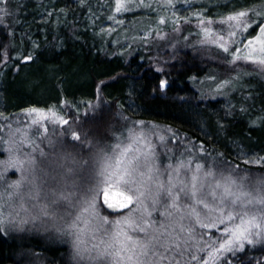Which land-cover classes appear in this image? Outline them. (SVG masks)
<instances>
[{
    "label": "rangeland",
    "instance_id": "374dc122",
    "mask_svg": "<svg viewBox=\"0 0 264 264\" xmlns=\"http://www.w3.org/2000/svg\"><path fill=\"white\" fill-rule=\"evenodd\" d=\"M113 9L106 28L127 23L113 34V52L139 50L162 69L157 57L177 45L202 54L215 49L223 55L220 62L252 73L244 66L249 62L264 78L263 2L114 0ZM216 81H202L199 96L226 97L233 89L228 79ZM68 111L61 100L6 118L0 156L4 232L39 233L67 245L76 264H214L245 243L264 240V176L248 181L216 170L174 129L152 121L125 120L100 144L72 128ZM111 185L134 197L128 210L114 216L102 211L99 199Z\"/></svg>",
    "mask_w": 264,
    "mask_h": 264
},
{
    "label": "trees",
    "instance_id": "16d2710c",
    "mask_svg": "<svg viewBox=\"0 0 264 264\" xmlns=\"http://www.w3.org/2000/svg\"><path fill=\"white\" fill-rule=\"evenodd\" d=\"M113 6L114 0H0V156L9 115L63 100L72 128L100 144L125 120L152 121L174 129L216 170L248 181L264 176V78L249 62L244 66L252 73L220 62L215 49L202 54L177 45L157 57L162 69L139 50L113 52V34L127 24L106 28ZM216 79H228L230 93L200 97L199 84ZM100 207L111 216L125 211ZM69 255L67 245L39 233L4 232L0 220V264H76ZM214 264H264V240L245 243Z\"/></svg>",
    "mask_w": 264,
    "mask_h": 264
},
{
    "label": "water",
    "instance_id": "95a60500",
    "mask_svg": "<svg viewBox=\"0 0 264 264\" xmlns=\"http://www.w3.org/2000/svg\"><path fill=\"white\" fill-rule=\"evenodd\" d=\"M99 199L102 206L109 212H121L133 205L131 191L119 185L106 186L101 189Z\"/></svg>",
    "mask_w": 264,
    "mask_h": 264
}]
</instances>
